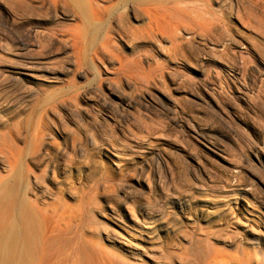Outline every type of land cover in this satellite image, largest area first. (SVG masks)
Instances as JSON below:
<instances>
[{"label": "bare ground", "instance_id": "obj_1", "mask_svg": "<svg viewBox=\"0 0 264 264\" xmlns=\"http://www.w3.org/2000/svg\"><path fill=\"white\" fill-rule=\"evenodd\" d=\"M223 1L0 0V46L16 48L13 66L0 67V264H144L153 247L134 233L158 239V220L167 234L182 231L199 180H224L264 203V137L247 121L264 90V78L249 81L264 69L248 64L254 39L238 35L250 24L240 9L264 13V0ZM46 88L22 128L26 102ZM152 121L171 141L151 137ZM220 132L251 143V176L236 166L218 173L230 168ZM234 199L227 222L255 250L232 264H264V210Z\"/></svg>", "mask_w": 264, "mask_h": 264}, {"label": "rangeland", "instance_id": "obj_2", "mask_svg": "<svg viewBox=\"0 0 264 264\" xmlns=\"http://www.w3.org/2000/svg\"><path fill=\"white\" fill-rule=\"evenodd\" d=\"M218 1H220V0H218ZM221 1H223V0H221ZM224 1H226V0H224ZM225 3L226 2H224V4ZM214 5L216 7H218V5H216V4H214ZM219 5H221L220 2H219ZM243 9H244L243 7L240 9L241 10L240 14L242 13L241 17L244 18V20L249 18V19H247V22H249L248 20H250V24L252 25L251 26L252 28L250 27L249 23H247L248 28L246 27V25L244 27H241L239 25L241 28L238 27V30H239L238 35H240V37H243L244 39L245 38L246 39L248 38V40L254 39V41H251V43L254 44V46H253L254 49L257 48L255 51L256 53H251L253 56L251 55L248 57L247 60H250V63H248V64L253 69H254V65L261 68V69H264V64H263L264 63V39H263L264 38V13H261L257 9H255L256 12L253 11V12L249 13L248 10H246V9L243 10ZM254 16L257 18H255ZM256 21L257 22L260 21V23H257ZM254 26H255V28H254ZM253 28H254V32H253ZM257 32H259V33H257ZM262 34H263V36H262ZM1 36L4 38L3 35H1ZM4 43H6V42L2 40L1 46H0V67H6V68L10 67L11 68L13 66V62L16 61V59H15L16 48L13 46H10V45H7L8 46L7 47ZM9 46L11 47V49H9L10 48ZM6 48H7V50H12V51H6ZM185 53L188 54L189 51L187 50ZM226 60H228V58H224V61H226ZM56 64H60V63H56ZM252 74H255V73H252ZM198 76L199 77H197L195 79L203 77L201 75H198ZM252 77L251 78L254 79L255 81L254 80L251 81L252 80L251 79L249 82L250 83L255 82L256 84L261 83L263 78H264V76H262L261 79L254 77V76H252ZM47 90H49V88L48 89L46 88V89H43L40 91L38 90V94L35 95V98L32 101L30 100V102H26V107H25L24 111L20 114L21 116L19 115L22 128L28 129L31 127V125H32L31 120L32 121L35 120L36 114H38V112H39V102L43 100ZM261 94L262 95L260 98L264 101V96H263L264 90L261 91ZM262 100L261 101L259 100V102H261V103H259L258 104L259 106L257 105V107L255 108V109L258 108L255 118L252 119L253 116H250V117L247 116L248 123L251 124V126L253 127V130H252L253 134L252 135H253L254 139H256L257 137H258V139H261L264 137V107H263L264 102ZM188 105H191V104H188ZM192 105L188 106L189 108H192L189 110L190 111L193 110V112L196 111V113L201 114L200 113L201 109L199 108L200 106H198L197 104H194V103ZM36 111H38V112H36ZM14 115H15V113L11 114V116H14ZM33 116H35V117H33ZM152 122L150 124L155 126L156 128L152 129L153 134H151V137H154L153 139L156 140L157 142L158 141H166V140L171 141L169 134L167 132H165V130L162 129L163 131H160L161 130L160 129L161 128L160 123H162V122L161 121H159V122L154 121L153 123ZM71 125H72L71 126L72 128H75L74 124H71ZM157 126L159 127V129ZM162 133H163V136H162ZM220 134L223 137H225L224 139L228 142V143L227 142L225 143V144H227L226 145L227 151H226V153H223V155L225 154L224 157L227 159V161H229L228 166L231 169L230 168H228V169L224 168L225 170H222L223 172L221 171L218 173H222L223 176L225 177L232 171V168H235V166H236L237 168H240L243 172H245L251 176L252 173L248 170V168H249L248 167V161L246 159L247 156L255 159L254 156L252 155V147L253 146L251 145V143L245 139L244 140L243 139L238 140L235 138L233 139L232 137L227 138V136L224 132H220ZM103 136H104V139H107V140L110 138L108 135H106V136L103 135ZM166 136H167V138H166ZM168 136H169V138H168ZM198 144H200V143H198ZM139 157H140L139 153H134L133 159L137 160V159H139ZM261 161H262L263 166H264V155L263 154L261 156ZM112 169H111L112 175L110 176L112 178H109L108 180L114 182L113 186L115 188H117L116 185L118 186L117 182L119 180L120 175H119L118 171H116L114 168H112ZM227 170H228V172H227ZM89 172H90V170H88V173ZM89 176H91V172L89 173ZM92 176L98 177L99 174H94ZM215 180H218V181H215ZM115 181H117V182H115ZM224 182H225L224 180L219 181V179H213V181H210V180L209 181L208 180L197 181V187L191 189V191L193 193L191 195L192 196V198H191V210L189 211L190 215L188 216L189 220L184 219V223H183L184 225L181 228L182 231L177 230V231H172L170 234H167L164 231V228H165L164 224L162 223L161 220H158V221H155L153 224L151 223V226L158 228V234H159L158 239H156V237H155L156 240L154 238H152L153 242H152V239L149 238L151 235L149 236L146 233H142L141 235H138V233L136 232L137 234H135V233H134V235L132 234L135 241H140L145 245H152V247H153L152 249H149V252H148L149 256L148 255L144 256L143 260L145 259L144 260L145 263L153 264L151 261H157V262L162 261L164 259L165 255L167 254V257L169 255L173 259H176L177 256H178V259L183 258V257L189 258L191 256L192 259H191V257L189 258V260H191V261H189L191 264H192V261H195L196 263L201 262L200 264H205V262L209 258H212L214 255H216L218 257V258L216 257L217 259H220L219 257H221V259L218 261V264H232V263H234V260H232V257L234 258L237 255L241 257L242 255H244L246 253L247 254L248 253H250V254L254 253L255 247L253 245H251L249 243L247 244L245 242L240 243V240L242 239L241 237H243L244 233L241 234L242 233L241 231H237L238 233H240V234H238L237 232L234 231V227H237L238 229H240V226L239 225L237 226L235 223L231 224V222H227V213H225L226 210H224V209H226L225 208L226 203L229 202V203L234 204V202H236V201H234L235 200L234 198H238L237 201H241V199L242 200L244 199V200H247L249 203H252L253 200H256V199H253V196L255 197V195L254 194L251 195L249 193V191H247L248 193L245 192L246 190L245 191L239 190V189H242V187H240V186L235 187L234 184L228 185L227 183H224ZM189 183H191V181ZM192 183H193V181H192ZM201 185L203 188L201 187ZM186 186L187 185L184 182H183V184L182 183L178 184L179 188L180 187L185 188ZM231 186H232V188H231ZM232 192H237L236 196H231ZM99 199L101 200V198H99ZM255 203L257 205V206H255L257 208L256 212H258L260 210H264V203L261 201L260 197H257V200ZM108 207L110 208V206H108ZM104 208H107V205ZM224 215H226V216H224ZM252 215H254V214H252ZM153 217L158 218L157 216H153ZM104 219L107 220L108 222L113 221L109 216H107V218H104ZM88 223H87V221L84 223L85 226H83V230L85 233H87V235L88 234L90 235V234H92L90 232L91 229L89 228L90 227L89 225H91V224L90 223L88 224ZM161 224H163V225H161ZM162 227H164V228H162ZM260 227L262 229L264 228V226H260ZM86 229H88V230H86ZM72 235H73V233H72ZM153 237H154V235H153ZM148 238L151 240V242H149L150 240H148ZM157 240H158V242H157ZM159 240H161V241H159ZM160 242H162V243H160ZM242 251H244L243 252L244 254L242 253ZM176 254H178V255H176ZM174 255H176V256H174ZM149 257H152L153 259H151ZM193 257H194V260H193ZM221 260H223V261H221Z\"/></svg>", "mask_w": 264, "mask_h": 264}]
</instances>
